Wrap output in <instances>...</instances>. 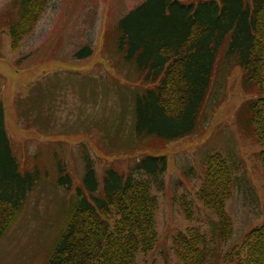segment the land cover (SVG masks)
I'll return each mask as SVG.
<instances>
[{
	"label": "rangeland",
	"instance_id": "1",
	"mask_svg": "<svg viewBox=\"0 0 264 264\" xmlns=\"http://www.w3.org/2000/svg\"><path fill=\"white\" fill-rule=\"evenodd\" d=\"M141 1L47 0L32 31L12 47L9 26L19 19L20 4L0 0L5 125L21 170H39L15 221L0 236V264L47 263L78 202L76 188H85L87 160L97 171L100 192L106 167L130 172L138 158L158 153L150 149L158 137L140 140L134 134V96L146 83L136 62L118 48L117 22ZM85 45L91 52L74 56ZM235 54L227 55L224 47L219 51L208 93L210 107L200 111L196 130L167 140L159 151L167 161L163 183L150 178L159 203L157 242L151 251L138 254L136 264H180L172 236L187 225L206 233V264H235L228 252L264 220L261 147L251 133L246 102L251 93L245 91L244 69ZM212 151L241 164L225 206L233 231L227 238L216 228L218 215L196 198L204 156ZM59 165L71 177L68 189L58 184ZM132 173L148 177L142 171ZM182 195L192 209L191 218L181 208Z\"/></svg>",
	"mask_w": 264,
	"mask_h": 264
},
{
	"label": "trees",
	"instance_id": "2",
	"mask_svg": "<svg viewBox=\"0 0 264 264\" xmlns=\"http://www.w3.org/2000/svg\"><path fill=\"white\" fill-rule=\"evenodd\" d=\"M18 2L19 19L9 26L12 47L32 31L47 6V0ZM117 30L118 48L136 62L146 83L134 96V134L140 140L158 137V143L150 146L158 153L138 158L130 172L106 167L100 192L97 171L87 160L85 188H76L78 202L46 264H136L140 252L155 247L159 203L150 178L163 183L167 168L166 156L159 151L167 140L194 132L203 109L210 107L208 93L222 47L227 55L236 53L244 69L245 91L251 93L246 101L250 129L261 147L264 176V0H143L118 20ZM90 52L85 45L74 56ZM203 164L196 198L218 215L216 228L227 238L233 231L225 206L241 164L220 151L206 153ZM59 170L58 184L72 187L66 169L59 165ZM38 176V169L20 168L0 98V236L12 226ZM180 204L191 218L192 209L183 195ZM206 241V233L192 225L173 233L180 264H206ZM231 251L235 264H264V220L252 226Z\"/></svg>",
	"mask_w": 264,
	"mask_h": 264
}]
</instances>
